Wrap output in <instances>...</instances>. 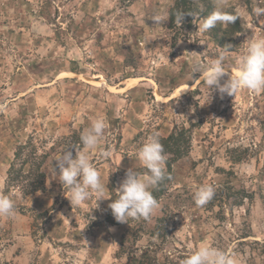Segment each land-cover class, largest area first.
Returning a JSON list of instances; mask_svg holds the SVG:
<instances>
[{"label":"rangeland","instance_id":"rangeland-1","mask_svg":"<svg viewBox=\"0 0 264 264\" xmlns=\"http://www.w3.org/2000/svg\"><path fill=\"white\" fill-rule=\"evenodd\" d=\"M173 1L0 0V195L15 204L14 217H0V264H180L203 244L230 251L236 264H264V90L214 92L210 101L192 68L223 49L198 30V14L192 30L178 25L174 44L169 19H151L169 17ZM261 6L225 0L245 27L227 66L264 37V15L253 12ZM97 118L107 127L88 155L112 200L128 169L145 168L136 153L153 131L185 130L182 155L165 153L172 177L150 220L120 223L110 199L72 207L65 195L54 160L83 150L80 135ZM27 158L24 175L36 176L39 163L45 175L31 193L32 177L9 179ZM205 184L215 195L198 207L193 195Z\"/></svg>","mask_w":264,"mask_h":264},{"label":"clouds","instance_id":"clouds-1","mask_svg":"<svg viewBox=\"0 0 264 264\" xmlns=\"http://www.w3.org/2000/svg\"><path fill=\"white\" fill-rule=\"evenodd\" d=\"M212 2L214 10L198 23L200 32H208L218 24L226 27L239 17V13L224 10L225 0H212ZM259 2L264 5V0ZM253 12L257 18L264 15V6L254 8ZM185 15L192 13L178 11L175 15V23L182 24ZM151 19L155 25H164L169 17L167 14L157 13ZM230 48V44L225 45L223 50L218 51L216 57L205 65H200L197 58L192 68L193 75L200 73L199 78H202L209 90L210 101L214 92H218L223 98L225 95L235 96L242 89L255 93L264 90V37L253 38L245 43L243 52L236 61L235 69L226 65ZM106 127L104 119L92 120L90 126L80 135L83 150L76 148L75 156L71 150H65L54 160V170L63 188L68 189L65 195L72 207H80L93 196L97 205L101 200L110 199L106 196V187L101 174L90 162L88 155V151L95 149L100 143ZM100 155L105 158L110 157L111 151L101 149ZM136 156L147 169V173L141 175L131 168L128 169L125 178L116 189L117 198L110 199L108 205L115 220L120 223H128L130 218L150 220L159 208V202L153 196L151 189L165 179L167 157L158 131H153L146 138ZM214 195L215 188L205 184L194 192L193 199L196 206L203 207ZM14 215L15 204L11 196L0 195V217L11 218ZM180 264H236V260L228 250L203 244L190 252Z\"/></svg>","mask_w":264,"mask_h":264},{"label":"trees","instance_id":"trees-1","mask_svg":"<svg viewBox=\"0 0 264 264\" xmlns=\"http://www.w3.org/2000/svg\"><path fill=\"white\" fill-rule=\"evenodd\" d=\"M214 10V4L211 0H174L173 3L170 5L169 9V28L170 29H176L177 35L174 38V44L177 43V40H179L180 31L178 33V25L175 23V15L178 11H183L185 13H192V15L195 17V15H200L203 17H206L208 14H210ZM225 11L237 13L235 10V7L227 8ZM192 15H185L183 22L181 25H184L183 27L188 29L187 31L192 30L193 27V19L194 17ZM245 31V27L242 23V20L240 16L237 18V20L233 24H229L226 27L217 25L213 29L209 30V33L214 40L215 44L219 46L220 48H224L225 45L230 44L231 48L229 51H233L236 49L237 42H236V35L239 33H243ZM185 133V130H181L180 133H177L176 130L172 131L167 137H161V142L164 145L165 153H171L176 156L182 155L183 151L178 148V145H183L186 143L183 135ZM26 146L19 145L16 149L15 157L19 159L22 156V153ZM31 159H25L22 161V164L18 169H14V166L12 167V170L9 172V179L12 182H22L24 180H28L30 177H32L30 181H28V186L31 192H34L36 190L42 189L44 184V174L41 171L42 169V163L37 164V170L38 173L36 176H34L30 171H28V175H24L23 172L24 164H27ZM239 161V160H238ZM42 162V161H41ZM166 177L163 181H161L155 188H153L152 194L153 196L158 200L160 198V195L164 193L166 188V182L170 181L172 174H171V163L166 160ZM33 169L32 163H31V170ZM35 169V168H34ZM34 169L32 171H34ZM140 174L147 173V169L143 168V170H139ZM28 189V191H29ZM114 195H116L114 193ZM237 205L242 204V198L236 202ZM109 212H111L109 210ZM138 264H147L146 260L140 259L137 260Z\"/></svg>","mask_w":264,"mask_h":264}]
</instances>
